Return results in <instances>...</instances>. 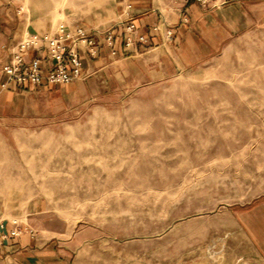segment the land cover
Masks as SVG:
<instances>
[{"label": "rangeland", "instance_id": "374dc122", "mask_svg": "<svg viewBox=\"0 0 264 264\" xmlns=\"http://www.w3.org/2000/svg\"><path fill=\"white\" fill-rule=\"evenodd\" d=\"M4 1L93 25L119 0ZM129 1L173 29L171 65L89 56L0 102V196L18 179L40 225L104 264L218 261L229 214L264 192V0Z\"/></svg>", "mask_w": 264, "mask_h": 264}, {"label": "crops", "instance_id": "0c3cea01", "mask_svg": "<svg viewBox=\"0 0 264 264\" xmlns=\"http://www.w3.org/2000/svg\"><path fill=\"white\" fill-rule=\"evenodd\" d=\"M127 4L134 15L133 20L138 30L147 34V41L138 43L137 47L130 52H123L121 40L117 33L115 38L117 53L110 56L104 46L103 37L98 35L100 52L97 57H92V61L100 64L104 58L120 57L130 62L142 63L144 66H155L157 61L160 63L161 59L163 65L170 66L166 54L162 52L163 46L167 45V40L163 36V26L168 25L162 14H159L158 17L152 12L140 15L141 9H134L131 1L119 0L99 11L92 12L85 21H90L99 29L104 30L114 23L116 16L123 11ZM149 5V2H146L141 8ZM60 22L65 21L52 22L50 18L41 16L38 12L16 13L8 2L0 0V46L2 44H14L26 30L42 32L53 29ZM154 22H157L159 26V31L156 33L150 29ZM65 23L83 24L75 17L70 18V21ZM173 36L170 40L173 39ZM8 57L9 52L0 47L1 103L10 99L14 93L25 91L30 87V85L17 87L7 82L4 86L2 85L6 77L1 72V66ZM87 57L89 55L84 53L83 73H85ZM102 67L100 65L96 70ZM50 85L46 83L39 87ZM24 193L23 189H18L17 179L10 183L6 187L5 193L0 196V201L16 202L15 204H7L8 207L0 213V220L4 222V229L9 230L11 228L10 221L13 219L17 220V224L20 226L27 228L21 234L9 236L2 241L0 244V264H104L97 257H82L80 246L74 241L63 239L62 236H56L53 226L49 224L40 225L37 220L38 216L47 213L46 210L38 208V202L42 201L43 198L35 195L26 196ZM19 201H31L33 203L26 204L24 207L21 206L20 210ZM229 215L228 226H224L222 231L223 241L217 246L222 247L220 248V259L196 264H264V192L240 204L238 210Z\"/></svg>", "mask_w": 264, "mask_h": 264}, {"label": "built area", "instance_id": "2783aa9c", "mask_svg": "<svg viewBox=\"0 0 264 264\" xmlns=\"http://www.w3.org/2000/svg\"><path fill=\"white\" fill-rule=\"evenodd\" d=\"M133 19L134 15L127 4L114 23L104 30L95 25L65 22L42 32L26 30L10 47L9 57L1 66V72L6 77L2 85L6 82L17 87L41 86L46 83L64 85L80 79L83 76L84 53L90 57L99 55L98 35L103 37L104 46L110 56L117 53V33L123 52H130L138 43L147 41V34L138 30ZM150 29L154 33L158 32V23H152ZM163 36L170 40L173 29L164 25ZM10 223L11 228L5 230L4 222L0 220V244L9 236L19 235L27 229L17 224L15 219Z\"/></svg>", "mask_w": 264, "mask_h": 264}]
</instances>
